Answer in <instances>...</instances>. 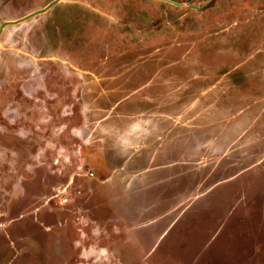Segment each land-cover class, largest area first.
Listing matches in <instances>:
<instances>
[{
    "label": "rangeland",
    "instance_id": "374dc122",
    "mask_svg": "<svg viewBox=\"0 0 264 264\" xmlns=\"http://www.w3.org/2000/svg\"><path fill=\"white\" fill-rule=\"evenodd\" d=\"M53 1L0 0V264H264V0Z\"/></svg>",
    "mask_w": 264,
    "mask_h": 264
},
{
    "label": "water",
    "instance_id": "95a60500",
    "mask_svg": "<svg viewBox=\"0 0 264 264\" xmlns=\"http://www.w3.org/2000/svg\"><path fill=\"white\" fill-rule=\"evenodd\" d=\"M58 0H54L53 2H51L47 7H45V8H43V9H41V10H38V11H36V12H33L32 14H30V15H28L27 17H30V16H32V15H34V14H36V13H38V12H42V11H44V10H46L48 7H50V6H52V5H54L56 2H57ZM26 17V18H27ZM9 23H11V21H7V22H4L3 24H2V26H1V29L0 30H2L3 29V27L4 26H6L7 24H9Z\"/></svg>",
    "mask_w": 264,
    "mask_h": 264
}]
</instances>
